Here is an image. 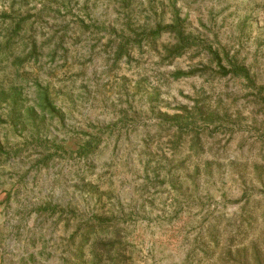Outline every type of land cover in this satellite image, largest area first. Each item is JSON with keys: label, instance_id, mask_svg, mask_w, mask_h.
Wrapping results in <instances>:
<instances>
[{"label": "rangeland", "instance_id": "obj_1", "mask_svg": "<svg viewBox=\"0 0 264 264\" xmlns=\"http://www.w3.org/2000/svg\"><path fill=\"white\" fill-rule=\"evenodd\" d=\"M173 6L258 89L168 34L129 45ZM0 44V264H92L98 218L103 264H264V0H0Z\"/></svg>", "mask_w": 264, "mask_h": 264}, {"label": "trees", "instance_id": "obj_2", "mask_svg": "<svg viewBox=\"0 0 264 264\" xmlns=\"http://www.w3.org/2000/svg\"><path fill=\"white\" fill-rule=\"evenodd\" d=\"M165 12H162V17L165 19ZM186 19L181 17V11L174 7L172 8L170 12V20L168 24H163V21H160L156 24H149L148 22H144L143 24H140L137 26V28L133 31L132 36L129 42V45H133V48L137 44L139 47H142L143 44L146 45H154V42L160 39L163 35L168 34L170 37H173L176 42L172 46V48H169V55H171V58H177L189 51L194 46H198L202 48L205 51V54L209 57L208 60L211 62V64L216 66V72L217 75L228 77L231 76L232 78L241 79L245 81L249 87L258 89L255 77L252 75L251 70L249 67L241 63L238 58L235 55H232L226 48H220V47H213L210 44H205L204 41L200 39V37L197 34H194L193 32H188L187 24H185ZM26 22H19L18 30L16 32H20L22 29H24L23 24L25 25ZM140 38L141 41H138L136 39ZM135 39V40H133ZM128 45V46H129ZM128 46H126V43L122 41L118 48H117V55L118 58L124 57V55L129 54L130 50H128ZM167 48V47H166ZM12 51L11 44H8L5 46L3 52H2V44H0V63H2V53L7 56L10 55ZM35 51V50H34ZM199 72L202 75H207L209 73V67H204L201 69H196L193 72L190 73H184V72H177V77H187L191 74ZM2 103V88H0V104ZM39 106H43L44 108H49V96L41 98L40 97V104ZM198 110L199 117L198 119L204 120V121H210L213 122L217 118L219 119L220 116L213 112H205L203 111L202 106L199 107ZM21 110V108H20ZM197 113V114H198ZM194 114V117L197 115ZM18 116H22L20 112L18 113ZM181 129V127H180ZM200 135H195L194 137V146L198 147L200 146ZM91 141L87 142L85 145L81 146L79 151L81 154L88 155L91 151ZM58 147V146H57ZM59 148V147H58ZM2 151V147L0 146V153ZM55 155L58 153V150H56ZM52 157V155H51ZM92 221H89L87 224L86 230L83 232L81 237V243L82 245L88 246L89 251L91 254H93L94 258L92 260V264H103L104 258L111 257V251L114 248V244L106 241V238L103 237L102 233H106L108 231V226L104 224V220L98 218V222H93V219H90ZM80 243V244H81ZM107 258V259H108Z\"/></svg>", "mask_w": 264, "mask_h": 264}]
</instances>
